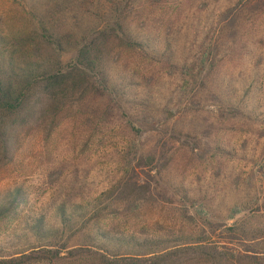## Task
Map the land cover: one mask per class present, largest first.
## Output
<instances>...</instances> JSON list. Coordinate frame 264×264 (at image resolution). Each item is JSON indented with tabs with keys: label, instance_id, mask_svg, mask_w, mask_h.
<instances>
[{
	"label": "rangeland",
	"instance_id": "rangeland-1",
	"mask_svg": "<svg viewBox=\"0 0 264 264\" xmlns=\"http://www.w3.org/2000/svg\"><path fill=\"white\" fill-rule=\"evenodd\" d=\"M70 1V12L62 10L60 20H53L57 25L74 20L73 34L80 37L108 24L110 0ZM131 2L152 4L154 16L145 19L142 12L132 24L147 49H115L118 63L109 67L115 91L89 96L76 110L61 113L47 139L40 121L28 120L16 131L13 160L0 155V191L21 186L27 198L0 234V257L39 246L65 244L68 251L91 245L92 199L130 171L141 154L155 155L157 164L170 157L155 185L159 200L143 204L135 215L104 216L106 228L131 215L123 223L127 232L141 234L151 221L173 239L181 227L209 229L196 219L200 213L214 224L264 233V13L251 14L256 0ZM36 11L31 0H0L1 51L35 26ZM75 53L62 54L63 61ZM62 202L72 227L62 221ZM221 233L219 240H228ZM237 243L261 251L257 242Z\"/></svg>",
	"mask_w": 264,
	"mask_h": 264
},
{
	"label": "trees",
	"instance_id": "trees-1",
	"mask_svg": "<svg viewBox=\"0 0 264 264\" xmlns=\"http://www.w3.org/2000/svg\"><path fill=\"white\" fill-rule=\"evenodd\" d=\"M31 1L35 11L40 13L37 23L30 30L14 36L16 39L11 46L0 50V155L2 160L9 162L13 160L16 131L28 120H39L47 139L58 126L56 122L61 113L76 110L75 104L89 96L103 97L115 91L109 84V67L111 63H118L115 49H147L140 42L142 39L135 37L139 33H135L132 24L142 12L146 13L145 19L154 16L152 4L139 7L131 0L125 3V0H110L106 11L108 24L78 37V33L73 34L74 20L60 26L53 21L56 16L60 20L62 10L70 12V0ZM256 2L251 14L258 17V13H264V0ZM238 8L229 9L226 16H232ZM72 37L76 38L75 42ZM43 43L50 52L42 49ZM69 50L76 52L75 57L65 62L62 54ZM54 60L55 64L50 65ZM165 160L157 164L155 155L141 154L130 171L92 199L91 245L68 251H64L67 249L65 244L32 247L9 257H0V264H54L59 260L64 264H264V233L248 231L239 224H214L200 213L196 219L201 220L202 225H209V229L197 230L195 227L199 224L181 227V235L173 239H168L167 228L151 221L141 227V234L123 229V223L129 224L131 215L136 214L133 212L141 210L143 204L154 206L159 200L155 185L161 183V172L167 168L170 157ZM184 193L182 199L189 203L188 192ZM26 202L21 186L0 191V234L18 218ZM59 207L63 223L72 227L73 220L66 214L67 203L62 202ZM122 211L131 214L129 218L125 215L123 221L109 228L103 226L104 216L118 218ZM187 218L195 219L193 215H187ZM40 224L42 228L43 221ZM41 228L39 232H43ZM223 230L228 233V240H219L217 235ZM237 242L243 245L257 242L261 251L254 247L240 248Z\"/></svg>",
	"mask_w": 264,
	"mask_h": 264
}]
</instances>
